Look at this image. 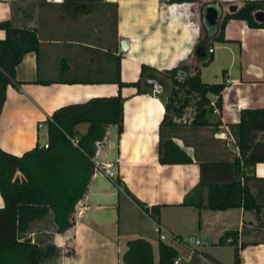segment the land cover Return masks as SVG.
<instances>
[{"label": "crops", "instance_id": "obj_1", "mask_svg": "<svg viewBox=\"0 0 264 264\" xmlns=\"http://www.w3.org/2000/svg\"><path fill=\"white\" fill-rule=\"evenodd\" d=\"M243 1L0 0V21L34 28L38 46L23 54L6 86L0 147L20 155L47 142L46 119L59 106L120 92L125 98L123 130L118 137L115 125L106 128L102 146L92 157L94 164L112 167L142 202L160 204V222L179 235L198 236L202 249L217 261L233 263V256L228 262L220 250L226 243H217L231 229L237 230L240 264H264V206L257 213L242 206L211 209L205 203L183 204L185 197L191 202L200 194L205 197L209 182L233 177L240 110L264 107V27L230 18L224 40H219L218 24H209L203 15L206 4H216L219 22ZM257 15L264 19V11ZM5 34L0 27V39ZM199 40L205 44L197 51ZM209 56L211 60L203 63ZM118 63L121 79H140L139 87H119L111 80ZM182 63L188 71H179L178 79L199 70L203 81H224L221 107L209 102L206 121L193 123L190 106L173 122L162 121L172 86L163 71ZM142 64L148 68L141 74ZM210 65L221 72V78L215 74L217 81L204 79ZM150 79H157L159 87ZM209 97L214 101L217 95ZM86 126L80 123L78 129L83 132ZM169 140L184 148L192 161L160 162L159 154ZM252 174L264 178V161L255 164ZM199 183L201 189L194 191ZM248 184L264 202V179H250ZM70 217L73 223L63 231L46 227H53L49 217L29 224L27 236L44 244L43 238L35 237L36 230L48 232L45 244L56 246L53 257H48L55 261L47 264H126L122 255L128 241L137 237L150 243L152 264L155 252L158 257L160 240L150 233L152 218L100 170L92 173ZM41 223L45 228L40 229Z\"/></svg>", "mask_w": 264, "mask_h": 264}, {"label": "trees", "instance_id": "obj_2", "mask_svg": "<svg viewBox=\"0 0 264 264\" xmlns=\"http://www.w3.org/2000/svg\"><path fill=\"white\" fill-rule=\"evenodd\" d=\"M87 1L94 3L97 0ZM259 11H264V0H244L237 9L225 13L219 20L216 39L224 40V28L230 18L244 19L251 27H264V19H259L257 15ZM113 12L116 18L115 3ZM0 27L4 28L6 33L0 39L1 112L5 89L15 77L16 65L26 51L37 50L38 46L34 28L13 26L10 20L0 21ZM204 44L203 40H199L197 47H204ZM210 60L209 56L203 63ZM147 68V65L142 64L141 74ZM119 71L118 63L111 80L119 87H139L140 79L125 82L121 79ZM179 71H188V65L182 63L163 71V74L171 78L172 86L165 102L162 121L173 122V117H181L184 109L189 106L193 111V123L206 121L209 94L217 95L215 104L221 107L220 92L224 81H203L199 70L178 79ZM124 100V96L118 92L64 104L46 119L48 146L37 143L20 155L0 147V194L4 200V205L0 207V264H40L43 258L55 253L56 246L53 243L42 244L25 234L29 224L49 217L56 231H63L72 225L70 215L77 201L84 195L94 172L92 157L96 150L95 141L104 138L106 128L111 124L116 126L119 137L123 130ZM80 123L87 124L83 132L78 129ZM238 126L239 154L231 162L234 167L233 177L225 181L209 182L205 197L200 194L192 202L185 197L183 204L192 203L200 207L205 203L211 209L242 206L245 209H255L257 213L264 206V202L258 199L248 184L250 179H264L252 174L255 164L264 161V136L258 137V131L264 130V107L242 108ZM68 135L76 137L78 145H74ZM159 161L191 162L192 158L179 144L169 140L163 145ZM114 180L147 215L160 221V204L148 205L142 202L127 188L120 176L116 175ZM201 184L193 188L194 191L200 190ZM217 243L233 245L232 264H240L237 230H225ZM177 253L176 246L159 241L158 264H174L173 258ZM122 258L126 264H152L151 245L143 237L133 238L128 241V248Z\"/></svg>", "mask_w": 264, "mask_h": 264}, {"label": "built area", "instance_id": "obj_3", "mask_svg": "<svg viewBox=\"0 0 264 264\" xmlns=\"http://www.w3.org/2000/svg\"><path fill=\"white\" fill-rule=\"evenodd\" d=\"M212 50V47H208V51ZM210 103L211 105L216 106L215 100H210ZM68 138L74 145H78L76 137L68 135ZM102 143L103 139L96 140L95 147L99 148L102 146ZM42 145L46 147L48 146V143L45 142ZM94 170H100L113 179L116 176L115 170L110 166L94 164ZM141 211L143 210L141 209ZM152 220L159 240L164 242L167 241L176 246L178 253L173 258L174 264H220L219 261L211 257L202 249V241L198 236L194 234L179 235L168 230L160 221H156L153 218Z\"/></svg>", "mask_w": 264, "mask_h": 264}, {"label": "rangeland", "instance_id": "obj_4", "mask_svg": "<svg viewBox=\"0 0 264 264\" xmlns=\"http://www.w3.org/2000/svg\"><path fill=\"white\" fill-rule=\"evenodd\" d=\"M218 74L219 76H220V78H221V72L219 71V70H217V68L216 67H214L213 65H210L208 68H206L205 69V72H204V79L205 80H208V81H217V80H215V74ZM181 77H179L180 79H182L185 75H180ZM191 107V106H190ZM189 107V108H190ZM189 110V109H188ZM190 113H191V115H193V113H192V107L190 108ZM261 135H259V133H258V137H263V135H264V133H260ZM51 218V217H50ZM35 227H38V226H35ZM40 229H43V228H45V226L41 223V225H40ZM46 227H48L50 230H53V229H55V226H53V227H51V226H46ZM37 229V228H36ZM153 229H154V226H153ZM37 232H36V234H35V237L37 238V236H39L40 238H43V243L45 244L46 242H45V239H48V235L50 234V233H45V231L44 232H38V230H36ZM151 233V235H152V237L153 238H155L156 236H157V233H156V231H155V229H154V232L152 233V232H150ZM32 236H34V235H32ZM161 241V240H160ZM165 242H167V241H165ZM220 250H221V252H222V255L224 256V258L225 259H227L228 260V262H231V260H232V256H233V246H231V245H228L227 243H226V245H224V246H221L220 247ZM49 256H46L45 258H43L42 260H41V264H47L48 262H50V263H53V261H55L54 259H52V258H48ZM50 257H53V256H51L50 255ZM157 253L155 252V257H154V264H157ZM53 260V261H52ZM55 263V262H54Z\"/></svg>", "mask_w": 264, "mask_h": 264}, {"label": "water", "instance_id": "obj_5", "mask_svg": "<svg viewBox=\"0 0 264 264\" xmlns=\"http://www.w3.org/2000/svg\"><path fill=\"white\" fill-rule=\"evenodd\" d=\"M219 8L216 4L208 3L204 7L203 15L205 20L211 25H217L219 19ZM201 48H197L199 51ZM151 80V79H150ZM156 87H159L157 79L151 80Z\"/></svg>", "mask_w": 264, "mask_h": 264}]
</instances>
